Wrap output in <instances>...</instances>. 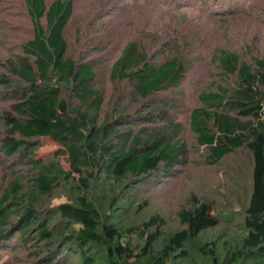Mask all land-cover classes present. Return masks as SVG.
<instances>
[{
  "label": "trees",
  "instance_id": "trees-1",
  "mask_svg": "<svg viewBox=\"0 0 264 264\" xmlns=\"http://www.w3.org/2000/svg\"><path fill=\"white\" fill-rule=\"evenodd\" d=\"M24 2L35 30L33 38L23 45V56L1 63L7 73L0 71V89L11 91L14 101L1 115L10 136L0 138V154L9 159L11 168L16 164L31 168L0 193V238L19 234L22 241L39 239L50 247L63 242L59 251H69L77 264H178L187 256L186 244L215 262L213 249L197 245L201 233L217 225L207 202L195 201L182 210L179 218L184 227L165 235L158 248L155 243L164 224L161 217L151 216L142 226H134L114 216L112 211L125 185L126 195L133 193L144 181L171 177L183 162L186 147L176 139L179 124L149 128L147 122H155L157 116L152 113L137 118L127 114L98 124L103 95L93 87L97 73L94 61H75L66 55L64 34L73 0ZM42 17L45 27L39 24ZM220 53L218 65L233 75L234 83L199 96L201 105L191 111L190 128L212 164L238 151L248 153L251 190L243 217L245 236L231 252L238 264H264V57L250 64L237 54ZM185 70L178 56L157 62L129 40L109 75L127 80L140 100L159 113L161 103L151 104L150 98L179 86ZM41 137L61 146V153L68 155L69 171L56 160L30 156ZM89 168L91 172L85 177ZM73 172L77 179H73ZM96 172L107 179V192L100 202L89 193V179ZM62 181L74 182L77 189L70 200L52 207L40 203V198ZM125 207H132L131 202L121 208ZM56 217L61 220L52 225ZM152 228L155 230L150 233ZM133 234L143 239L137 246L130 241ZM58 236L61 239L57 240ZM59 257V253L52 254L47 263L60 264Z\"/></svg>",
  "mask_w": 264,
  "mask_h": 264
},
{
  "label": "rangeland",
  "instance_id": "rangeland-1",
  "mask_svg": "<svg viewBox=\"0 0 264 264\" xmlns=\"http://www.w3.org/2000/svg\"><path fill=\"white\" fill-rule=\"evenodd\" d=\"M0 7H3L0 9V71L7 73L1 63L23 56V45L33 38L35 29L24 0H0ZM45 22L43 17L39 20L43 27ZM64 36L68 57L94 61L97 73L93 87L103 95L98 124L127 114L134 118L157 114L155 122L146 125L166 128L170 122L178 123L176 139L186 147L183 162L171 177L144 181L127 195L124 190L128 185H125L118 206L112 211L114 216L134 226H142L151 216L161 217L164 224L155 243L158 248L165 235L184 227L179 218L182 210H188L195 201L207 202L217 225L202 232L197 245L205 244L207 249H213L215 262L186 244L187 256L178 260V264H238L233 261L231 251L245 236L243 217L251 190V161L245 150L216 164L208 162L205 146L198 143L190 128V114L201 105V94L217 92L220 87L228 88L234 83L233 75L218 65L220 52L237 54L241 61L250 64L264 57V0H73V13ZM129 40L137 42L152 60L162 62L178 56L184 62L186 70L180 85L161 91L158 98H150L151 104L161 103L159 113H164L161 117L147 101L140 100L127 80L110 78V67ZM0 93L3 96H0V138H4L9 134L1 115L10 110L14 100L11 91L0 89ZM60 150L56 141L41 137L30 156L41 161L56 160L69 171L68 155ZM8 161L0 154V193L31 168L28 164L11 168ZM85 172L83 175L87 177L91 169ZM72 176L78 178L77 173L73 172ZM106 180L99 172L89 179L90 196L98 202L107 192ZM73 184L62 181L49 195L40 198V203L52 207L68 202L77 191ZM128 202L132 207L121 208ZM60 220L56 217L51 224ZM130 241L137 246L143 239L133 234ZM63 245L57 242L50 247L39 239L28 243L19 234L2 237L0 264H48V257L58 253L60 264H77L69 251H59Z\"/></svg>",
  "mask_w": 264,
  "mask_h": 264
}]
</instances>
